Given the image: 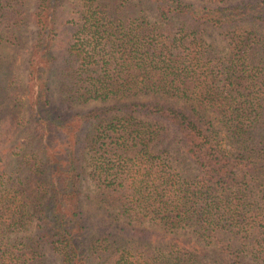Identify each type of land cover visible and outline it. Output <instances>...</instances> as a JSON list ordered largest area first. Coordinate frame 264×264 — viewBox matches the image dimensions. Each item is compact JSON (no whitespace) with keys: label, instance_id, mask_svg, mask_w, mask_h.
<instances>
[{"label":"trees","instance_id":"obj_1","mask_svg":"<svg viewBox=\"0 0 264 264\" xmlns=\"http://www.w3.org/2000/svg\"><path fill=\"white\" fill-rule=\"evenodd\" d=\"M150 1L0 0V264H264V0Z\"/></svg>","mask_w":264,"mask_h":264},{"label":"rangeland","instance_id":"obj_2","mask_svg":"<svg viewBox=\"0 0 264 264\" xmlns=\"http://www.w3.org/2000/svg\"><path fill=\"white\" fill-rule=\"evenodd\" d=\"M70 1H76V0H70ZM136 2V4L138 6H141L143 8V12L146 13V15L153 19L155 17V10L154 7L152 5V2L150 0H133ZM193 1L194 3H199L200 0H190ZM34 0H25V7H26V11H30L32 9V5H33ZM62 25L59 24L58 27L60 29ZM34 31V27L32 25L31 22H28L25 24V26H23L21 28V35L23 39L22 41V46L20 47V54L22 57H24V54L26 53V49L30 43V40L32 39V33ZM206 41L209 43L211 49L213 50L214 53H216V55H221L224 54L227 51V44H226V37L224 36V34L222 33V31L219 28L216 27H208L206 30V34L204 35ZM5 51L8 53L9 51L5 48ZM25 63L22 60L21 64L17 70V73L22 77L24 76L25 73ZM105 103H108V101H106ZM103 104L101 101L98 100H89L83 104H72L71 105V111L73 110H84L87 109L89 107H92L94 105H101ZM71 130H68V134L70 136ZM60 135L55 133L53 136H57ZM63 137V135H61ZM83 164L84 167V178H83V184L86 185L87 187L84 189L85 193L88 194L89 196V200L86 199L85 200V204H84V210L86 212L87 215V221L91 222V227H96L97 231H102L105 229V231H108V218L110 217L108 214V209L105 208L104 211L101 210H97L96 206L93 204L88 203L87 201H90V198L92 197V190L90 187L93 186V183L90 179L89 176V163H88V154H84V159L81 162ZM91 175V174H90ZM133 223L139 224L138 221L133 220ZM140 225H148L146 221L141 222ZM94 229V228H91ZM45 258H47V264H56L57 263V258L55 257V255L50 254L49 252H46L45 254Z\"/></svg>","mask_w":264,"mask_h":264}]
</instances>
